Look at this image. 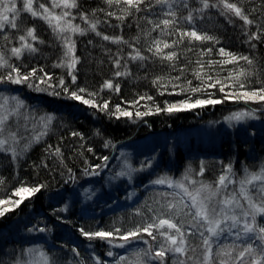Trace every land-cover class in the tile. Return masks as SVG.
Here are the masks:
<instances>
[{"label":"trees","instance_id":"obj_1","mask_svg":"<svg viewBox=\"0 0 264 264\" xmlns=\"http://www.w3.org/2000/svg\"><path fill=\"white\" fill-rule=\"evenodd\" d=\"M230 2L241 6L254 23L245 26L242 20L231 13L228 14L231 17L229 20L221 14L223 5L219 4V0H209L210 4L218 6L209 7L203 12L195 11V9L202 8L200 0H188L187 8L182 4H173L172 10L177 12V16L174 18L176 23L162 32L161 29L164 26L160 25L159 28L153 30L155 24H158L162 19H173V17L165 16L169 10L168 7L156 5L154 0H147L140 6L141 11L139 12L132 9L131 15L124 14L122 9L126 5L123 4L109 5L106 0H77V7L71 8L67 18L71 17L69 19L71 21L74 18L76 22L74 25H79L85 32L83 35L73 33L74 55L79 58V62L73 70L76 80H72L75 90L71 91L77 92L80 89H86L82 97L92 100L95 106H84L76 102L63 105L67 103L63 99V95H61L62 98L58 96L45 97L43 94L36 93L35 95L31 94L30 97L27 93L21 94L19 89L9 88V92L24 99L27 98L30 105H36V110L56 112L58 116L67 118V121L63 128H55V131H50L45 135L26 131L24 126H22L24 128L16 127L12 130L17 135L18 151L22 153L13 159L11 152L6 149L0 151V180L3 181V184H0V199L8 198L22 185L39 187L40 190L18 209L24 211L30 208L35 213L39 212L44 219H47V215L49 217L52 215L46 226L48 233L52 232L55 236L52 240L55 249L78 246L81 243V240H77L81 237V230L87 232H94L97 229L112 232L115 229L129 231L130 228L141 226V218L136 214L138 210L136 207L132 208V203L127 208L125 204H122L124 207L120 205L117 209L112 208L92 215L80 214L75 207L71 213L66 215L55 209L63 204L60 201L61 198L58 203L51 201V198L58 191L64 190L63 192H65L71 184L75 183L78 171L81 169V161L87 160L90 153L96 151L105 139L111 143L109 151L106 153L107 160L103 156L104 160L101 159L97 164L98 169L93 172L89 169L87 172L90 174L89 176L99 173L95 179L97 182L101 181L103 174L101 168L116 155L115 150L118 146L136 137L143 138L156 133V131L174 128L183 120L191 124L190 121L193 123L194 115L198 112L217 116L226 109L230 110L242 104V102L225 99L228 93L252 91L264 87V0H230ZM35 3L38 5L42 3L47 8H51V0H35ZM149 3L152 4V7L148 6ZM189 11L193 12V22L191 23L184 19ZM82 13L87 16L89 22L96 23L95 31L90 29L89 23H85L81 19ZM108 13H114V15H108ZM119 16H124V19H117ZM149 20L153 23L149 24ZM16 23L20 26L19 30L15 29L18 34L23 33L28 27H34L35 34L38 36L36 41L39 42V45L35 46L37 51L32 53L33 58L27 59L26 65L19 67L20 73L27 75L26 72L29 74L35 69L36 73L43 74L41 71L43 69L45 70L43 77L54 76L57 81L63 79L64 84L70 83L71 75L61 73L63 77L60 75L61 78H59L57 70L54 71L55 73L53 72V60L49 57L52 56L56 59L60 50L51 35L49 25L39 19L29 20L26 14L21 15ZM193 30L199 34L215 37V40L199 41L187 36L181 39L182 32ZM97 32L100 35H97ZM252 33H256L260 38L249 40V35ZM8 34H11L8 33V29L2 33L4 37ZM103 36L121 39L119 42H114L113 39L104 40ZM156 39L172 45L171 48L164 49V52H176L177 58L174 61L164 60L148 50L153 47L152 42ZM220 48L237 56H247L253 63L249 65L244 60L222 63L228 57L220 55ZM137 51L145 59H132ZM56 60L54 64L58 65ZM240 70L252 73L246 78H241L240 82L244 83L243 89L239 86L240 82L229 78L230 74H235ZM118 71L122 75L117 76L116 72ZM196 72H200L203 80L197 79ZM123 73H127V75ZM177 77L179 79H176ZM208 77L212 79L209 80ZM106 81H110L113 86L118 85L119 91L104 87ZM154 81L157 82L154 83ZM216 81H220V83L216 84ZM189 82L191 83L189 84ZM209 84H215V86L209 87ZM221 86L224 87V92L220 91ZM192 88H199L200 91L193 92ZM89 93L93 95L89 96ZM77 94L80 95V93ZM197 99H217L222 103L206 104L201 108L186 112L168 113L162 110L169 104H179L185 100L194 103ZM105 104L108 105L107 108H103ZM243 105L247 110L264 118V102L243 103ZM117 106L132 115H136L137 112H151L152 114L136 116L135 120L137 121L130 125V117L120 116L117 118L119 116L116 111ZM157 108L161 111L157 112ZM73 133L78 135H73ZM36 137L40 139L38 142L35 141ZM42 141L43 144L39 146L38 143ZM236 148V154L241 159L244 156V147L239 144ZM57 149H59L58 153ZM222 149H224V142H221L216 150L201 152L202 157L197 153L192 160L193 179L215 185L218 173H221L220 171L225 166L228 168L231 164L230 154L227 156L225 152H220ZM183 153L175 152V155H172L171 163L166 159V153L161 152L162 160L149 172L141 175L140 185L150 183L163 173L172 176L175 167H178V172H180L183 167L189 164L187 161H191ZM199 161L208 163L205 164L206 166L200 167ZM91 162L90 164H92ZM219 168L222 169L219 170ZM95 180L92 182L95 183ZM118 197H121L119 193ZM109 203L110 200L99 202L98 208L100 205ZM15 210L0 218V264L8 263L7 257L4 258L1 255L5 249L10 248L11 242H13L11 247L16 248L15 241L8 242L1 232L3 228H6L5 226L18 218L20 211ZM130 211L132 212L130 213ZM259 223H264V221ZM34 225V223H30L21 229L25 231L35 229ZM184 229H193L192 234H195V229L189 224ZM197 230H195L196 233ZM59 231H63L64 236H59ZM194 237L198 238V235L195 234ZM195 240L193 242H196ZM46 241L48 240L42 241L43 244H46ZM93 245L95 249L99 247L94 241ZM152 248L155 252V246ZM102 253H99L98 256L103 259L104 254ZM170 258L172 256L167 253L165 264H172Z\"/></svg>","mask_w":264,"mask_h":264},{"label":"rangeland","instance_id":"obj_2","mask_svg":"<svg viewBox=\"0 0 264 264\" xmlns=\"http://www.w3.org/2000/svg\"><path fill=\"white\" fill-rule=\"evenodd\" d=\"M52 3L53 0H51V8L49 10L56 15H61L64 11H71V9H64L62 6L54 8L52 7ZM16 4L17 8L20 10V15L18 18L21 15L26 14V17L29 20L39 19L43 21L44 24L46 23L44 20L38 17L33 18L30 13L25 11L23 9V0H16ZM33 7L43 13V9L39 8V5L35 3V0H33ZM65 19L69 20L71 17H69V19L65 17ZM71 22L72 24H76L74 18ZM7 29L8 33H11L7 35L10 38L9 40H5L4 35H2V33ZM50 30L60 52H58V57L56 58L57 60L52 56L49 58L53 60V72L57 70L58 77L61 78L63 77L61 73L63 75H69V70L66 66L57 67L54 62L56 60L57 64H60L62 59H67L64 57V41L62 38L58 39L57 35L52 31V29ZM21 34H18L15 29L7 24L3 30H0V37L2 36V39H0V52H3L4 56L9 59V63L17 68H19L21 65H26L27 59L33 58L32 53L27 51H25L19 59L11 55V48L19 47L18 36ZM62 36L70 37L71 41L73 42L72 32H65L62 34ZM30 42L34 47L39 45L38 41ZM10 71L11 70L9 68L0 69V76H7ZM42 73L44 74L45 70H43ZM26 74H28V72H26ZM43 74L36 73L35 77H32L30 80L33 85H38L41 89H46L42 91H37L35 88H30L27 84H13L7 80L0 82V97H8L9 106L14 103L11 101V97H17L24 103V107L19 109L18 115L9 117V120L7 121V127L5 128L2 136H0V138L7 139L8 143L5 145V149L12 153L13 159L22 153L21 151H18L17 135L15 142L9 136V132H12L14 128L24 126L25 128H22H24L26 131L37 132V134L45 135L50 131H55V128H63L67 118L58 116L56 112L49 113L36 110V105H30L27 98L24 99L21 96L9 92V88L14 87L13 90L19 89L21 90V94L27 93L30 97L31 94L35 95L36 93L40 95L43 94L45 97L58 96L59 98H62L61 95H63V99L67 102L63 105L76 102L84 106H89L82 103L81 101L71 98V90H75V85L73 84L74 82H72L71 78L70 83L61 85L60 81L56 80V77L52 76L51 79H48L49 75H46L45 78L42 76ZM12 75L15 76L16 74L12 73ZM41 78L47 80V83H40ZM65 88H67V92L64 91ZM53 92L58 93V95L50 94ZM76 93H80V96H82V94L85 92L77 91ZM238 93L239 92H232L228 93V95ZM228 100L242 102V104L241 106H237L230 110L226 109L217 116H210L211 114L205 115L198 112V114L194 115L195 119H193V123L190 121L191 124L186 123L183 120L181 121V124L174 126V128L171 127L166 128L163 131H156V133L147 135L143 138L136 137L131 141L118 146L115 150L116 155L106 165H104L103 168H101L103 174L101 176V181L97 182L95 179L96 175L99 176V173H93V175L89 176L90 174L87 172L89 169L91 172L96 171L98 169V162H100L103 156L106 157V153L109 151L111 143L107 142V139H105L96 151L90 153V157L87 160L81 161L82 165L80 166V171L82 172L78 171L79 174H77L75 183L71 184L69 188L65 190V192H63L64 190L58 191L55 196L51 198V201L53 202L58 203L59 198H61L60 201L63 202L60 207H55V209L58 212H61V214L67 215L71 213L76 207L80 214L92 215L99 214L102 211H107L112 208L117 209L122 204H125V207L127 208L132 203V208L136 207L138 210L136 214H138L141 218V226H144L146 223L158 222V219L154 218H171L173 222L177 223L181 227L186 237V247L188 248V251L184 256L169 253L172 256V258H170L172 264L173 261L177 259L184 260L185 264H194L196 259L202 261L205 248L202 244L203 237H201L200 233L203 232L204 235H208L206 231L207 225H205L204 222L199 218H194L196 209L191 206V199L180 188L174 186L170 187L168 183H153V181L157 180L158 178L150 181V183H143V185H140V177L143 173L149 172L152 167L157 166L156 164L162 160L160 155L161 152L166 153V159L169 162H171L173 159L172 155H175V152H184L183 154L191 160L187 161L189 164L183 167L180 172H178V167H175V171H173L174 175L172 174V176H167L163 173V175H161L159 178H167L171 179L172 181H183L184 185L189 189V191L195 193L196 190L201 187V185L210 184L202 182L201 180L193 179L194 175L192 170V160H194L197 153L198 156L202 157L203 155L201 152H209L214 149L216 150L219 144L224 142V149H222L220 152H225V155L227 156L230 154L231 164L229 166H231V172L227 171L226 166L223 169L219 168V170L222 169V171H220L221 173H218V179L216 180L215 185H211V191H214L218 186L219 177L221 175L228 177L225 186L220 187L218 195L213 197L211 200V206L215 207L217 212H219L221 208L224 209V212L220 215V219L223 221L221 227L224 229V231L219 237L211 238L212 250L210 264H219L220 259L228 260L229 264H241V262L235 258L238 252L243 250L247 244H252V246L258 250L256 255L259 256V250L264 249V242L255 238L249 239L243 235H241L240 239H237V232H239L242 228L245 219L244 217L240 216L241 208H237L235 204L225 206L221 203V201L226 198H231L234 195L236 200L242 205L243 209H248L246 201L240 194V181L245 178L246 172H259L261 168H264V118L254 114L255 118L245 117V119L241 121L226 120L225 118L229 117L233 113L249 111L243 105V103H245L243 100H238L235 98H230ZM247 103L257 102L249 101ZM194 109L195 108L191 110ZM48 115H51L53 120L45 127L42 118ZM136 116L137 115H132L131 113V119L129 121L130 125L137 121L135 120ZM39 140L40 139H35L36 142ZM38 144L39 146L42 145L43 141L39 142ZM239 144L240 146L244 147V156L241 159L236 154V147ZM12 149H14L17 153L16 156H13ZM200 161L198 164L200 167L208 163ZM90 162L92 164H90ZM89 164L90 167H88ZM121 173H123V175H121ZM185 176H187V179H184ZM94 180L95 183L92 182ZM261 183V181H255V188L250 185L247 186L249 189V195H251L254 199H256L257 191ZM14 192L15 191H13L10 196H8V198L3 200L19 199V196L13 195ZM118 193L121 195V197H118ZM209 194L210 191H203L201 196H207ZM26 200H24V202ZM105 200L106 202L107 200H110V203L100 205L98 208V203ZM136 201L138 202L136 203ZM133 203L135 204L133 205ZM169 203L175 204L176 208L169 210L167 207ZM185 205H187V207H185ZM7 206L11 207L10 204ZM122 206L124 207V205ZM16 209L18 212L20 211L19 215L17 216L18 218L12 223H9L8 226H5L6 228L1 230L8 242L15 241L16 243V248L11 247L13 244V242H11L10 248L5 249L2 252L1 256L4 258L7 257V264H43L41 253H44V255L48 258L49 264H117V261L120 259V257H125L126 261L122 262V264H127V261L135 259L134 254L136 252L147 250L154 246V250L156 251L159 249L160 244L163 243L162 237L157 235V239L152 240L151 237L144 233H141L140 238L130 239L127 243H125L120 239V236L125 234L127 231L119 229L120 231L118 233L114 230L113 236L106 240H100L98 238L89 240L81 234V237L77 239L81 240V243L78 246L73 248L60 247L55 249V247H53L54 245L52 241L55 236L52 234V232L48 233L46 226L47 222L51 220L52 215L50 217L47 215V219H44L41 217L39 212L35 213L30 208L25 209V212L19 210L18 208ZM177 210H180L179 215H177ZM131 212L132 211H130V213ZM225 214L229 216L233 214L240 216L241 223L238 224L236 228H231L232 221L223 219ZM247 219L250 220V217ZM262 221H264V219H262L260 216H257V222L259 223ZM30 223L35 224V229H32L31 231H25L21 229V227L24 228L26 225H30ZM188 224L195 230L198 229L197 233L194 230L195 234L198 235V238L194 237L195 234H192L193 229H184V227ZM40 229H44V231H41ZM133 229L135 228H130L129 231ZM153 230L155 232V229ZM97 231H100V229H97ZM58 235L64 236V232L59 231ZM194 239H196V242H193ZM44 240H48L46 241V244H43L42 241ZM109 240L111 242H109ZM145 240H147L148 243H144ZM84 241L85 243H83ZM93 241L99 245L98 248L95 249V244L93 245ZM120 244H124L125 246L119 247ZM194 247L196 248V251L192 252V248ZM73 249H75V251H73ZM228 250H232L231 258L227 256H217L219 251ZM109 251L113 253L112 256L108 255ZM101 252H103V259L105 260L98 256V254ZM152 255H155L153 248ZM188 256H192L193 260H188ZM144 260L146 261V264H160L159 260L149 259L148 257H144ZM243 260L247 262V264H251V254H246Z\"/></svg>","mask_w":264,"mask_h":264},{"label":"snow or ice","instance_id":"obj_3","mask_svg":"<svg viewBox=\"0 0 264 264\" xmlns=\"http://www.w3.org/2000/svg\"><path fill=\"white\" fill-rule=\"evenodd\" d=\"M147 0H106V3L109 5L115 4H123L126 5L125 8L122 9L125 15H131V10L135 9V11L139 12L141 11V5L145 4ZM156 5H166L168 7V11L165 13V16L167 17H173V19H162L158 24H155V28H159L160 25H163L164 28L161 29L162 32L169 29L172 25L176 23V20L174 19L177 16V12L173 11V4H182L183 7L187 8L188 0H154ZM200 3L202 4V8L195 9L197 12H203L204 9H208L209 7H217V4H210L209 0H200ZM219 4L223 5V9L221 14L225 15L226 18L231 20V17L228 15L231 13L235 17H238L240 20L244 22V25H252L254 23L253 20L249 19V16L245 14V11L241 6H238L237 3H232L230 0H219ZM63 7L64 9H71L77 7V0H53L52 7ZM149 7H152V4H148ZM40 9H43V13L36 10L33 7V0H23V9L31 14L33 18H40L44 20L49 27L52 29V31L57 35V38H62L64 41V57L67 59H62L60 64L56 65L57 67H64L66 66L69 70V75L72 76V80H76V76L73 74V70L75 69L77 63L79 62V58L75 57L74 51H75V45L74 42L71 41L70 37L62 36L65 32H72V33H79L80 35H83L85 30L80 28L79 25L72 24L71 20L65 19V17H68L70 13L68 11H64L61 15H56L53 12L49 10L44 4L39 5ZM94 14V13H93ZM20 15V10L17 8L16 0H0V30H3L5 28V25H10L13 29L19 30V25L16 23V20L18 16ZM108 15H114V13H108ZM81 19L85 21V23H89V27L92 31L96 30V23H91L88 21L87 16L85 14H81ZM117 19L123 20L124 16H119ZM189 23L193 22V12L189 11L187 17H185ZM55 22V23H54ZM98 23V22H97ZM149 24H152L153 21L149 20ZM258 31H260L258 29ZM97 35H100L99 32L96 33ZM190 37L195 40L199 41H205V40H215V37L209 36L207 34H199L197 31H189V32H182L181 33V39L183 37ZM260 36H258L256 33H252L249 35V40H255L259 39ZM5 40H9L10 38L8 36L4 37ZM104 40L113 39L114 42H119L121 38H111L109 36H103ZM38 40V36L35 34V28L34 27H28L23 32V34L18 36L19 41V47H12L11 48V55L17 59L21 57V55L27 51L29 53H34L37 51V48L33 46V44L30 41H36ZM43 43V41H40ZM218 42V41H217ZM153 47H150L148 50L152 51L154 55L161 57L164 60L167 61H174L177 58V53L174 51L171 52H164V49L171 48L172 45L156 39L152 42ZM162 45V46H161ZM211 51V49H209ZM219 53L221 56L228 57L227 60L222 61V63H233L238 60H244L249 65L253 63L251 59L247 56H237L233 53L226 52L225 49L220 48ZM132 59H145L142 55H140L139 51L136 52V55L132 56ZM117 63H119L117 61ZM221 63V62H217ZM2 68H9L11 71L7 76H0V82L7 80L10 81L13 84H27L30 88H35L37 91H42L46 89H41L38 85H33L30 80L32 77H35L36 70L33 69L29 74L22 75L19 71V68L11 65L9 63V59L6 58L3 54V52H0V69ZM43 71V69H41ZM12 73H15L16 75L13 76ZM124 75H127V73H123ZM117 76L122 75L119 71L116 72ZM197 79L203 80V77L201 76L200 72L195 73ZM252 75L251 72H247L245 70H240L239 72L235 74H230L229 78L233 79L234 81L240 82L241 78L248 77ZM48 79H51V77H48ZM159 79V78H158ZM176 79H179L177 77ZM209 80H211V77H208ZM157 81H154L156 83ZM40 83H47V80L41 78ZM191 82H189L190 84ZM220 81H216V84H219ZM60 84L63 85L64 81L63 79L60 80ZM50 86V85H49ZM209 87H214L215 84H209ZM239 86L241 89L244 88V83L240 82ZM104 87L108 88H114V90L119 91V86H113L110 81H106ZM182 91L184 89H181ZM65 92H67V88L64 89ZM80 92H85L86 89H80ZM191 91L197 92L200 91L199 88H192ZM220 91L224 92V87H220ZM54 95H58V93H50ZM92 93H89V96H92ZM72 99L81 101L84 104H87L89 106L94 107L95 104L92 100L84 99L82 96L78 95L76 92H72L70 94ZM235 98L238 100H243L245 103L252 101V102H264V87L258 89V90H252V91H241L238 94L233 95H226L225 99ZM143 99V97H142ZM151 99V97H149ZM0 136H2L5 128L7 127V121L9 120L10 116L18 115L19 109L24 107L23 101L19 100L17 97H11V101L14 102L11 106H9V98L8 97H0ZM222 103L221 100L217 99H197L194 103H189L187 100L181 101L179 104H169L166 108L162 109L163 111H166L168 113L173 112H180V111H187L191 110L196 107H201L206 104H219ZM108 105L105 104L103 108H107ZM116 111L119 113L120 116L123 117H130L131 113L121 109L119 106H117ZM161 111V109L157 108V112ZM152 114L151 112H144L140 113L137 112V117L141 115H149ZM245 117L249 118H255L254 112L252 111H240L231 114L229 117H226V120H235V121H241L245 119ZM53 120V117L51 115H48L46 117L42 118V121L45 125V127L51 123ZM73 135H78L77 133H73ZM9 136L13 139L15 142L16 140V133L9 132ZM35 139H39V137H36ZM8 143L7 139L0 138V151L5 150V145ZM107 146V145H106ZM27 148V146H25ZM57 153L59 152V149L56 150ZM13 156H16L17 153L14 149H12ZM107 160V157L104 158ZM228 172H231V166H228L227 168ZM123 175V173H121ZM184 179H187V176L184 177ZM228 180V177L225 175H221L218 180V186L216 190L211 191L212 186L211 185H201L199 189L196 190L195 193L189 191V189L184 185L183 181H172L171 179L167 178H158L157 180L153 181V183L156 184H164L168 183L170 187H177L180 188L190 199L192 202V207L196 209L195 217L199 218L204 222L205 225H207V233L208 235H204L203 232L200 233L202 239V244L205 248V251L203 253V260L200 261L199 259H196L194 261V264H210V258H211V250H212V237H219L220 234L224 231V229L221 227L222 220L220 219L221 213L224 212V209L221 208L219 212H217L215 207L211 206V200L213 197L218 195L219 188L222 186H225L226 181ZM255 181H261V185L257 191L256 199H254L251 195H249V189L247 186H252L255 188ZM0 184H3V181L0 180ZM240 194L243 196L244 200L246 201L248 205V209H243L242 205L236 200V197L233 195L231 198H226L221 203L225 206L235 204L237 208H241L240 216L244 217V222L242 225V228L239 232H237V239L241 238V235L248 237L249 239H257L262 242H264V224H260L257 222V216H260L262 219H264V168H261L259 172H252L247 173L244 179L240 181ZM40 190L39 187H27V186H21L20 188L16 189L13 193L14 196H19V199L15 200H3L0 199V217H4L7 213L14 211L16 208H18L26 199H31V197ZM203 191H210V194L207 196H201V193ZM259 201V202H257ZM11 205V207L7 205ZM168 209H174L176 208L175 204L169 203L167 205ZM187 207V205H185ZM179 211L177 210V215H179ZM240 216L233 214V215H224V220H231V228H236L238 224L241 223ZM250 217V220L247 219ZM158 219V222L153 223H146L144 226H138L133 230L127 231L125 234L120 236V239L123 240L125 243H127L130 239H138L140 238L141 233L147 234V236L151 237L152 240L157 239V235L163 238V243L160 244V247L158 250L155 251V255H152V248L150 247L147 250H141L140 252H136L134 254L135 259L127 261V264H146V261L144 260V257H148L149 259H155L159 260L160 264H165L166 259V253H173L178 254L179 256H184L186 252L188 251V248L186 247V237L184 235V232L182 231L181 227L173 222L171 218H154ZM155 229V232L153 231ZM32 229H29L31 231ZM41 231H44V229H40ZM115 231L118 233L120 230L115 229ZM230 231V229H229ZM175 233V234H172ZM81 234L85 236L87 239H100V240H106L113 236L112 231H94V232H87L84 230H81ZM252 234V235H249ZM109 242H111L109 240ZM144 243H148L147 240L144 241ZM124 244H120L119 247H124ZM32 251V250H28ZM75 251V249H73ZM196 248H192V252H195ZM257 249L252 246V244H247L243 250L239 251L236 260H239L241 264H247L243 260V258L246 256V254H251L252 260L251 264H264V249L259 250V256L256 255ZM109 256H112L113 253L111 251L108 252ZM232 250L228 251H219L217 253V256L224 257L227 256L231 258ZM41 258L43 260V264H49L48 258L44 255V253H41ZM188 260H193L192 256H188ZM125 257H120V259L117 261V264H122V262H125ZM173 264H185V261L182 259H177L173 261ZM219 264H229V261L226 259H220Z\"/></svg>","mask_w":264,"mask_h":264}]
</instances>
